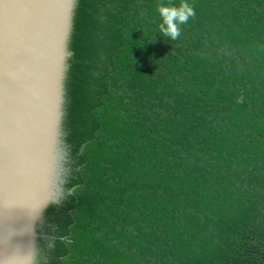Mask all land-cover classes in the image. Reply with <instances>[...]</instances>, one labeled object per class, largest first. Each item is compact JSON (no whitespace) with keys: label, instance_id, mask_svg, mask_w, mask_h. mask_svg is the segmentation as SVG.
<instances>
[{"label":"trees","instance_id":"1","mask_svg":"<svg viewBox=\"0 0 264 264\" xmlns=\"http://www.w3.org/2000/svg\"><path fill=\"white\" fill-rule=\"evenodd\" d=\"M188 2L77 0L39 264H264V0Z\"/></svg>","mask_w":264,"mask_h":264},{"label":"water","instance_id":"2","mask_svg":"<svg viewBox=\"0 0 264 264\" xmlns=\"http://www.w3.org/2000/svg\"><path fill=\"white\" fill-rule=\"evenodd\" d=\"M77 0H0V264H39L37 229L65 192L62 119Z\"/></svg>","mask_w":264,"mask_h":264},{"label":"clouds","instance_id":"3","mask_svg":"<svg viewBox=\"0 0 264 264\" xmlns=\"http://www.w3.org/2000/svg\"><path fill=\"white\" fill-rule=\"evenodd\" d=\"M156 10L162 21L158 26L160 33L172 41L180 38L181 26L196 15L194 7L188 0H180L179 5L158 3Z\"/></svg>","mask_w":264,"mask_h":264}]
</instances>
